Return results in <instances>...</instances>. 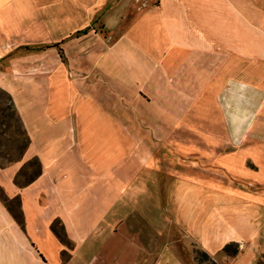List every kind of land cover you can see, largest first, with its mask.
I'll return each mask as SVG.
<instances>
[{
	"label": "crops",
	"instance_id": "0c3cea01",
	"mask_svg": "<svg viewBox=\"0 0 264 264\" xmlns=\"http://www.w3.org/2000/svg\"><path fill=\"white\" fill-rule=\"evenodd\" d=\"M0 90V264H264V0H0Z\"/></svg>",
	"mask_w": 264,
	"mask_h": 264
},
{
	"label": "trees",
	"instance_id": "16d2710c",
	"mask_svg": "<svg viewBox=\"0 0 264 264\" xmlns=\"http://www.w3.org/2000/svg\"><path fill=\"white\" fill-rule=\"evenodd\" d=\"M0 128L1 135L8 136L9 142H11L19 156L17 159L13 158L11 152L1 156L3 162H0V168L5 167L14 161L20 160L30 145V138L23 126L20 116L16 110L13 99L9 93L4 90H0ZM40 164V163H39ZM41 173L40 170L37 171L36 175ZM33 180L31 177L26 183Z\"/></svg>",
	"mask_w": 264,
	"mask_h": 264
},
{
	"label": "rangeland",
	"instance_id": "374dc122",
	"mask_svg": "<svg viewBox=\"0 0 264 264\" xmlns=\"http://www.w3.org/2000/svg\"><path fill=\"white\" fill-rule=\"evenodd\" d=\"M1 102V101H0ZM7 152H11L13 158L17 159V157L19 156L18 152L15 149V146L9 142L8 140V136H2L1 135V128H0V162H3V160L1 159V156L6 154ZM33 170H36L35 168H32ZM33 172V171H31ZM218 178L220 179H226V180H232L231 182L233 185L234 189H242L244 191H247L249 193H252L251 191H260L263 192L264 191V187L262 186H254L251 185V182H241L240 180H236L239 178H236L234 174L231 173H227L224 174V172H220L217 173ZM240 182V183H239ZM264 194V193H263ZM239 249V245L236 246V248H230L228 249L230 252L236 253ZM197 257L200 261L201 264H216L214 263V261L206 254L203 252H199L197 254Z\"/></svg>",
	"mask_w": 264,
	"mask_h": 264
}]
</instances>
